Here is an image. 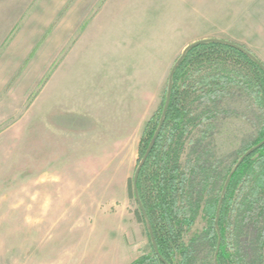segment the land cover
Wrapping results in <instances>:
<instances>
[{"label":"rangeland","instance_id":"1","mask_svg":"<svg viewBox=\"0 0 264 264\" xmlns=\"http://www.w3.org/2000/svg\"><path fill=\"white\" fill-rule=\"evenodd\" d=\"M109 32L121 33L120 43L133 45L140 57L139 66L124 67L118 76L127 82L134 71L138 87L151 97L161 88L140 142L186 46L204 39L228 40L247 47L264 64V0H0V264L8 263V234L19 236L22 194L36 184L45 118L37 109L38 94L44 87L51 94L55 73L80 76L84 50L100 44ZM232 106L237 115L219 120L212 138L216 156L228 162L264 124L244 101ZM48 115L52 123V113ZM130 206L134 214L133 199ZM140 224L139 257L151 255L146 228ZM205 225L200 213L192 231L200 232ZM19 263L14 256L13 264Z\"/></svg>","mask_w":264,"mask_h":264},{"label":"trees","instance_id":"2","mask_svg":"<svg viewBox=\"0 0 264 264\" xmlns=\"http://www.w3.org/2000/svg\"><path fill=\"white\" fill-rule=\"evenodd\" d=\"M177 60L127 184L151 246L131 264H264V124L231 162L212 143L239 101L264 120V64L223 39L190 44ZM200 213L206 225L196 233Z\"/></svg>","mask_w":264,"mask_h":264},{"label":"crops","instance_id":"3","mask_svg":"<svg viewBox=\"0 0 264 264\" xmlns=\"http://www.w3.org/2000/svg\"><path fill=\"white\" fill-rule=\"evenodd\" d=\"M102 36L84 50L80 76L55 73L51 94H38L36 184L22 194L19 236L6 237L7 264L14 256L19 264H131L140 255L127 184L162 92L146 95L134 71L123 81L118 72L139 66L138 50L121 44V33Z\"/></svg>","mask_w":264,"mask_h":264},{"label":"water","instance_id":"4","mask_svg":"<svg viewBox=\"0 0 264 264\" xmlns=\"http://www.w3.org/2000/svg\"><path fill=\"white\" fill-rule=\"evenodd\" d=\"M194 43H195V42H194ZM192 44H193V43H192ZM184 52H185V49L183 50V52H182L181 55L179 56V58H178V60H177V63H180L181 60L183 59V57H184ZM169 92H170V83L168 84V93H169ZM168 101H169V97H168L167 100H166V106H165V108H164V113H165V111H166V109H167V103H168ZM161 126H162V121L160 122V125H159V128H158L157 132H156V135H158V133L160 132V130H161ZM260 145H262V144H259V146H260ZM259 146H258V147H259ZM253 150H254V148L251 149L249 152L245 153L244 157L247 156V155H249V153H251ZM148 154H149V152H147V153L145 154V156H144V158H143V162L147 159ZM242 159H243V158H242ZM242 159H241V161H242Z\"/></svg>","mask_w":264,"mask_h":264}]
</instances>
